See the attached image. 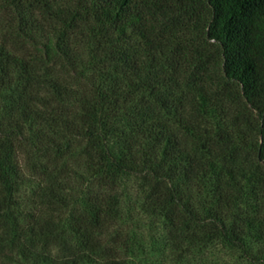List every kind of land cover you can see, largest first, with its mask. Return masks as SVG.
I'll return each mask as SVG.
<instances>
[{"label":"trees","instance_id":"trees-1","mask_svg":"<svg viewBox=\"0 0 264 264\" xmlns=\"http://www.w3.org/2000/svg\"><path fill=\"white\" fill-rule=\"evenodd\" d=\"M135 212L264 264V0H0V264H136Z\"/></svg>","mask_w":264,"mask_h":264},{"label":"rangeland","instance_id":"rangeland-1","mask_svg":"<svg viewBox=\"0 0 264 264\" xmlns=\"http://www.w3.org/2000/svg\"><path fill=\"white\" fill-rule=\"evenodd\" d=\"M127 192L131 199L135 197V190L131 183L127 184ZM133 221L129 223L132 233L135 235V239L138 243L137 246L142 247L143 251L134 250L133 257L136 264H142L152 259H158L163 255L165 250L162 245V232L156 223L148 218L137 215V212L133 214ZM178 264H241L218 249H215L212 253L203 255L201 258L192 261V263H178Z\"/></svg>","mask_w":264,"mask_h":264}]
</instances>
